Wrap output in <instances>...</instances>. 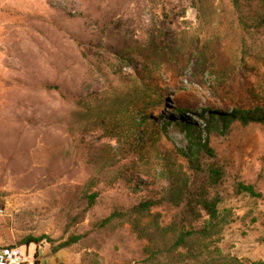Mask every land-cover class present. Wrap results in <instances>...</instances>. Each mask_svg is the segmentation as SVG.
<instances>
[{"label": "rangeland", "instance_id": "rangeland-1", "mask_svg": "<svg viewBox=\"0 0 264 264\" xmlns=\"http://www.w3.org/2000/svg\"><path fill=\"white\" fill-rule=\"evenodd\" d=\"M240 1L246 25L230 0H0V246L28 234H84L57 252L31 244L39 264H148L149 249L165 248L168 234L148 242L135 224L163 227L171 211L131 210L162 194V153L171 171L187 173L174 153L181 134L158 125L177 107L201 127L204 111L264 109V0ZM137 106L153 118L146 152L118 159L114 125ZM209 139L262 194L225 185L231 198L210 248L264 264V125L235 122ZM134 177L147 189L133 190ZM156 257L171 264L169 254Z\"/></svg>", "mask_w": 264, "mask_h": 264}, {"label": "trees", "instance_id": "trees-1", "mask_svg": "<svg viewBox=\"0 0 264 264\" xmlns=\"http://www.w3.org/2000/svg\"><path fill=\"white\" fill-rule=\"evenodd\" d=\"M232 7L237 11V19L246 25V21L239 10L240 0H230ZM151 102H160L158 98L151 97ZM159 106V105H158ZM175 113L163 118L159 126L168 128L170 126L181 134L180 146L174 147V153L185 162L187 173L179 175V172L171 171L169 153H162L164 160L161 167L167 171L163 192L159 197L147 196L142 198L132 207L135 213H148L155 207H167L171 211L169 223L161 227L155 220L150 225V230L146 227L135 224L137 233L141 237H147L148 242H152L150 236L153 234H168L171 241L165 248L151 250L145 262L153 264L157 260V253L170 255L171 264H241L238 259L222 255L219 251L211 249L213 238L218 234L220 225L224 222L222 214L226 208L224 197L226 184L231 186L235 195L247 196L250 199H261L262 194L252 183H247L238 175L231 173L226 162L222 161L214 147L210 145L211 132L217 131L226 133L228 128L235 122L245 124L264 125V109L252 107L249 109H233L231 111H204L197 117L203 120L202 127L196 122L189 120L186 113L189 112L184 107H177ZM150 118L143 110L142 106L135 107V111L130 114L128 121L114 128L117 139V151L114 154L118 159L134 158L146 152L147 142L142 139L146 127L149 126ZM155 125V124H154ZM157 126V125H156ZM157 128V127H156ZM163 170V171H164ZM128 172V171H127ZM125 174V173H123ZM132 175L134 173H131ZM127 175V174H126ZM133 190H146L148 183L137 177L127 179ZM96 193L84 197L89 205L96 200ZM235 198V197H234ZM84 238V234L69 235L66 239L56 241L45 234L25 235L13 245L23 246L29 244H39L43 241L52 244L51 250L57 252L72 244L78 243ZM54 242H57L54 244ZM213 248V247H212ZM208 254L202 256L204 252ZM213 252V254H211ZM34 264H39L35 259ZM161 261H159L160 263ZM261 264V263H254Z\"/></svg>", "mask_w": 264, "mask_h": 264}, {"label": "built area", "instance_id": "built-area-1", "mask_svg": "<svg viewBox=\"0 0 264 264\" xmlns=\"http://www.w3.org/2000/svg\"><path fill=\"white\" fill-rule=\"evenodd\" d=\"M5 213V206L0 201V217ZM29 245L0 246V264H34V252Z\"/></svg>", "mask_w": 264, "mask_h": 264}]
</instances>
